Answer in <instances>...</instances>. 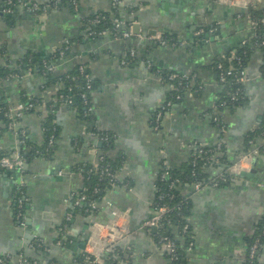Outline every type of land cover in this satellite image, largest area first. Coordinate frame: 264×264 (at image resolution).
<instances>
[{
  "label": "crops",
  "instance_id": "crops-1",
  "mask_svg": "<svg viewBox=\"0 0 264 264\" xmlns=\"http://www.w3.org/2000/svg\"><path fill=\"white\" fill-rule=\"evenodd\" d=\"M31 1L44 5L53 0ZM77 1L79 14L64 7L35 19L18 7L12 18H0V69L20 64L29 52L51 55L66 42L81 39L83 18L112 10L111 0ZM3 2L0 0V8ZM258 5L264 9V0ZM236 11L239 10L223 7L213 0H122L119 16L133 27L138 24L143 36L164 34L177 43L185 42V46L162 47L149 40L109 36L98 40L82 38L75 43L83 54L61 61L59 70L65 73L77 60L86 62L96 84L92 94L94 122L78 117L61 100V84H48L43 75L32 73L0 83V103L5 108L39 102L18 122L17 130H9L6 119L0 115V157L10 156L19 149L21 130L32 143L44 146L45 121L52 117L58 129L51 157L30 161L21 178L15 175L17 172L0 170V256H9L13 264H18L22 256L33 258L38 264L49 260L58 264H88L80 260L85 251H102L101 242L87 241L100 232L95 224L110 225L111 212L117 210L128 213L117 223L126 226L129 233L118 243L122 255L119 254L116 263L170 264L167 251L160 249L143 228L152 214L156 176L163 165L178 168L189 164L192 143L214 147L222 139L231 180L217 189L198 192L192 187L183 189L192 202L188 219L192 241L183 249L187 264H245L247 243L264 218V154L252 160L248 171L233 173L231 166L248 151L259 148L262 142L257 139L253 146H247L246 142L248 134L257 130L264 118L260 53H253L247 64L250 81L244 86L246 103L221 112L226 132L221 134L213 121L220 100L213 64L223 55L233 53L250 35L247 24L236 19ZM212 25L219 26V39L200 44L195 32ZM130 50L136 52V62L123 65L122 60ZM149 63L164 73L196 75L195 88L185 91L182 100L164 114L159 131L153 130L151 122L169 99L171 89L148 68ZM93 128L113 135L112 147L106 155L114 163L123 159L121 169L116 172L117 180L130 184L128 188L115 186L97 212L85 210L77 203L76 197L85 186L82 175L73 172L77 165L98 163L100 152L90 134ZM79 137L85 142L77 149L74 139ZM224 170L225 167L218 166L207 172L216 177ZM20 181L24 182L29 200L30 221L25 227L12 217V197ZM62 227L65 233H61ZM61 234L63 242L58 246L56 242ZM39 239L50 248V253L35 249L33 244ZM84 242L86 245L81 248ZM260 255L264 259V248Z\"/></svg>",
  "mask_w": 264,
  "mask_h": 264
},
{
  "label": "built area",
  "instance_id": "built-area-1",
  "mask_svg": "<svg viewBox=\"0 0 264 264\" xmlns=\"http://www.w3.org/2000/svg\"><path fill=\"white\" fill-rule=\"evenodd\" d=\"M217 4H220L223 7L230 8V9H237L239 10L236 13V19L243 21L247 24L248 30L250 32V35L247 39H245L240 45L239 48L245 47L246 45L250 44L253 53H260L262 55V64H264V35H261L258 33V29L260 27L264 28V16L261 17H255V16H249L247 15L248 10L251 7L259 6L258 3L260 0H214ZM14 0H4L3 2V14H12L13 13V7L16 6L24 8L29 16L34 17L37 19L42 14L49 13L50 9H57V3L53 2L52 4H44L40 5L34 1L31 0H16V4H14ZM122 3V0H111V8L115 9V11L118 12L120 5ZM72 5L77 9V3L75 1L72 2ZM112 21H113V29L112 34L116 39H128V38H137L139 40H149L151 43L158 44L162 47L166 46H175V47H182L185 46V42H174L171 43V41L167 38H165L162 34H155L153 36H143L140 32H135L134 28L131 23L126 22L121 16H115L112 14ZM93 23H98L99 21L93 20ZM219 32V26L218 25H212L210 27H202L199 28L195 32L196 39L201 43L204 42V44H208L211 42V38L217 35ZM88 33L90 36H102L106 37L109 36L111 33L103 30L100 32H96L91 27L88 28ZM254 39L253 42L251 40ZM73 45L70 42H66L65 45L61 46L59 56L60 59L64 58L65 52L67 50H70ZM237 49L234 50L233 53H231V56L229 57V64L226 66L224 61L226 59V55H223L220 60L216 63L215 70L217 75L218 84H225L228 83V81L232 80L237 85L245 86L249 81L250 78L247 73V66L241 67L240 69L237 68L238 66H242V60L237 55ZM136 58V52L134 50H130L126 57L122 60L123 65H128ZM261 64V65H262ZM148 68H152V65L149 63ZM44 67L47 69V72H52L54 70V66H48L47 63H44ZM85 68L83 66H80V72L81 74L87 78V83L85 85V89L90 90L91 89V79L89 76L84 75ZM156 74L162 77L161 70H156ZM28 76L32 75V71L29 70L27 72ZM18 75H15V78H17ZM13 78V77H12ZM163 78V77H162ZM196 75L195 74H186V73H169L166 75V80L168 82H172V84H169L170 89H175L177 91H181L182 89L188 91L190 89V85L192 84V80H195ZM72 80H76V77H72ZM62 86V85H61ZM183 90V91H184ZM178 92V94H173L170 96L168 100H166L158 109V111L155 113L154 118L151 122V126L153 130L159 131L161 129V123L162 118L164 114L170 112L172 108L175 105V101L182 99V95ZM61 100L71 106L72 105V97L68 96L67 98L61 96ZM230 101L235 102L239 100V89L235 93H232L229 95ZM80 99L82 104L87 107V111H85V114L93 111V107L89 106V99L86 92L81 93ZM38 100L35 102H29L27 104H18L16 106H10L8 108H5L4 111L0 112L4 118L6 119L7 123L6 126L9 130H17L18 122L23 118L24 115L34 110L35 106L37 105ZM227 103L225 101H218V104L216 105V109L214 111L213 121L218 126L220 133L224 134L227 130V126L222 120V109L221 107L226 106ZM260 126L258 127V129ZM262 134L257 139H261V145L259 148H256L254 150L248 151L240 160L237 162L234 166H231V170L233 173H240L242 171H248L251 167L252 160L259 156L260 154H264V125L261 127ZM18 135L20 137L19 146L25 144V137L26 132L21 130L18 132ZM92 137H95L94 134H91ZM108 137L101 138V141H108ZM257 140H251L249 141V145L253 146L256 143ZM52 144V140H51ZM191 149V164L193 167L197 166L199 161L205 159V165L207 167L206 170L209 168H212L214 164L219 163V158L224 156L225 154V145L223 143V140H219V142L215 145L214 149H208L207 146L199 143L194 142L190 146ZM97 150V149H96ZM97 152H100L98 163L104 162V156H106V152H102L97 150ZM208 154H211L208 156ZM208 156V157H207ZM26 164L27 161L25 157L21 154L19 149L14 152L10 156H1L0 157V170H9L13 172L22 174L26 171ZM163 173L161 174V179L166 180L170 178V171H168L169 167H165ZM230 167L224 170V172L216 177H213L209 179L207 184H204L202 182L197 181L193 186L192 189L195 192H198L200 190H203L205 188L210 189H217L219 188V185L222 183H228V177L231 176V173L229 171ZM102 176H106L110 178L115 186H117V173L113 174L110 170V166L106 165L103 167L102 170ZM21 178V177H20ZM176 182L177 180H173L171 182L170 188H176ZM25 186L24 182L20 181L18 188H17V197L15 198V204L18 208V214L17 219L19 220V225L22 227H25L28 221L27 214L22 213V208L24 204H26L29 200L26 195V191H24ZM168 198H171L170 194H160L157 197L158 202H163L155 207L152 208V214L149 219H147L143 223V228L146 232H148L149 235L152 236L155 244L160 248L167 251V256L169 259L170 264H175L176 261L180 258V253L178 250L177 244L170 239L169 237H166L162 234V231L165 230L166 226L171 227L173 232H178L177 228L175 226L170 225L168 220V215L171 211V208L166 204V200ZM86 200V196L81 194V197L77 201L83 202ZM12 205V203H11ZM100 209V203L99 202H92L89 204V210L92 212H97ZM111 216L113 217L112 223L108 226H101L99 224H95V228H98L100 230L99 234L96 236H92L88 238V242L97 240L101 242L102 244V251L100 253H86L84 252V262L88 264H107V261L109 258H115L111 257V254L115 252L116 248L118 247V243L129 233L128 228L126 226L120 227L117 223V220L120 217H127V212H118L117 210H112ZM69 219V218H68ZM189 223V222H188ZM93 227V225H92ZM155 231L161 232L157 239L154 237ZM63 229L61 228L60 231ZM190 228L188 224H186L181 232L183 234H188ZM261 234L264 235V225L261 228ZM61 241L58 240L56 242V245L61 246ZM191 245V242L189 243ZM36 246H43L45 253H50V248L45 245V243L42 240H38L33 244ZM264 248V243L260 241V239L256 238L248 247H247V257H246V264H264V259L261 257V251ZM119 257V256H118ZM117 257V258H118ZM115 259V262H111L110 264H117L116 261L118 259ZM0 264H4L3 261L0 260ZM18 264H28L26 262V257L22 256L19 260ZM30 264H38L37 262L30 263Z\"/></svg>",
  "mask_w": 264,
  "mask_h": 264
},
{
  "label": "trees",
  "instance_id": "trees-1",
  "mask_svg": "<svg viewBox=\"0 0 264 264\" xmlns=\"http://www.w3.org/2000/svg\"><path fill=\"white\" fill-rule=\"evenodd\" d=\"M75 1L77 3V9L72 5V2ZM214 1V0H213ZM14 4H16V0H14ZM53 2L57 3V9H53L51 8L49 12L51 11H58L61 10L64 7H68V9L70 11H72L75 14H79L80 12V7L78 5V1L77 0H53L51 2H49L48 4H52ZM3 10V5L1 7V15L0 17L2 19H4L7 15L10 14H3L2 12ZM17 13V7L14 6L13 7V13L11 15H14ZM112 14L115 16H119V13L117 11H115V9H112L110 13H104V14H97L91 17H87V18H83L82 22L84 25V35L81 37L86 39L89 38L90 40H98L103 38L102 36H90L88 33V28L91 27L93 30H95L96 32H100V31H107L109 33H111L109 35V37L111 38H115L114 35L112 34V29L114 27L113 25V21H112ZM247 15L249 16H255V17H261L264 16V9L259 8V6L256 7H251L248 12ZM8 19L12 18V17H7ZM93 20H97L99 21L98 23H93ZM258 33L261 35H264V28L260 27L258 29ZM165 38L169 39L171 41V43L176 42L174 39H172L170 36L168 35H164L162 34ZM78 39L77 41H69L71 44L72 43H77L78 41L81 40ZM217 39H219L218 35H215L214 37L211 38L212 41H217ZM254 39L251 40V42H253ZM72 44V45H74ZM75 44V48L73 49V47H71L70 50H67L65 52L64 58L60 59L59 56V52L60 49L56 50L54 53H52L51 55H41V54H37L35 52H29L24 58H22V61L17 62L16 65L14 66H8L7 68H3L0 69V83L4 82L6 80L9 79H19L20 77L24 76L27 74V72L29 70L32 71L33 74H40L43 75L45 77V79L47 80L48 84L51 83H55V84H61L63 89L60 91V95L67 98L68 96L72 97V109H74L78 115V117H80L81 119H84L85 121L88 122H94L95 120V106L92 100V94L95 92L96 90V84L93 80V78L91 77V75L88 72L87 69V64L86 62H81L80 60L76 61V64L74 65V67H72L69 71L65 72V73H61V71L59 70V64L61 61L65 60L66 58H69L71 56H79L83 54V51L81 50L80 46ZM65 45V44H64ZM239 48V47H238ZM236 48L237 51V55L239 58H241L242 60V66H238L237 68L240 69L241 67H245L247 66L251 55H252V49H251V45L248 44L245 47L243 46L242 48L238 49ZM82 52V53H81ZM231 56V53L226 54V59L224 61L225 65L227 66L229 64V57ZM220 59H218L217 61H215V63L213 64V70L216 73L215 70V66L216 63L219 61ZM47 63L48 66H54V70L52 72H47V69L44 67V63ZM81 62V63H80ZM136 61L135 59L129 63L128 65H132L134 64ZM80 66H83L85 68L84 71V75L89 76V78L91 79V89L87 90L85 89V85L87 83V78H85L81 72H80ZM152 70L155 72L156 70H160L159 68H155L154 66H152ZM172 73V72H169ZM169 73H163L162 77L163 80L166 81V83L168 84H172V82H168L166 80V75ZM175 73H179L181 74V72H175ZM260 74L262 77H264V64L261 65L260 67ZM15 75H18L17 78H15ZM76 77V80H72V77ZM13 77V78H12ZM21 79V78H20ZM196 80H192V84L190 85L192 88L195 86L193 85L194 82ZM193 85V86H192ZM220 86V100L221 101H225V102H230L227 103L226 106L221 107V109L224 110H234L235 108L242 106L246 103L247 99L245 98V92H244V87L237 85L234 81L230 80L228 81V83L225 84H219ZM190 87V88H191ZM237 89H239V100L232 102L230 101L229 95L232 93H235L237 91ZM182 89L180 91L182 98H183V94L186 90ZM177 90L175 89H171L170 94H169V98L170 96H172L173 94H178ZM86 92L88 95V99H89V106L93 107V111L88 113L87 115L85 114V111H87V107H85L80 99V95L81 93ZM182 99L175 101V103L180 102ZM39 103V102H38ZM24 104H27V102H25ZM56 105L55 102L52 104V108L53 106ZM5 109V105L3 103H0V112L4 111ZM0 115H2L0 113ZM154 118V117H153ZM153 120V119H152ZM7 123V121H6ZM262 125H264V118L263 121L261 122V124L259 125L260 128L250 132L246 138V142H247V146L249 145V141L251 140H257L258 137H260V135L262 134ZM44 135H45V144L44 146H37L34 143H32L28 136L26 135L25 139V144L19 146V151L21 152V154L25 157L27 163H29L30 161L34 160L36 157H44V158H48L51 157L54 153V147L55 144L57 142L58 139V129L56 127L55 124H53V120L52 117H49L45 123H44ZM90 134H94L95 137H93V141L92 143L95 145L96 149L102 152H107L108 150L111 149L112 144H113V135L108 133V132H103L98 130L97 128H93L90 132ZM104 137H108V141H101V138ZM51 140H52V144H51ZM84 140L79 138L74 139V144L76 146L77 149H79L81 146L84 145ZM215 147V146H214ZM214 147H208V149H214ZM211 154H208V156H210ZM207 156V157H208ZM121 164H123V159L119 162V163H114L112 162L108 156H104V162L102 163H97L95 165H91V164H80L77 165L76 167L73 168V172L79 173L80 175H82L83 180H84V186L85 188L82 190V192L76 197L77 200H79V198L82 195L86 196V200L81 202L79 201V203H81L83 205V208L86 210H89V204L92 202H99L101 203L102 201H104L106 199V195L108 192H110L111 190L114 189V183L113 181L106 177V176H102V170L103 167L106 165L110 166V170L113 174H115L117 171H119L121 169ZM225 167V169L229 168V164L227 162V157L226 155L222 156L219 158V163L214 164L213 167ZM166 165H163L161 167V170L158 172L156 179H155V198L154 201L152 202V208L163 203V202H158L157 201V197L160 194H170L171 198H168L166 200V204L171 208V211L168 215V220L170 225L175 226L178 230V232H173L172 228L169 226H166L165 230L162 231V234L166 237H169L170 239H172L178 246V250L180 253V258L178 259V261L175 262V264H187V259L185 258V250L183 249V246H186L187 244H189L192 239H191V227L190 224L188 223V219L191 215V208H192V202H191V198L190 196L186 195L183 191V189L185 187H192L197 181L202 182L204 184H207L209 179L213 178L210 176V174H208L207 172V167L205 165V159L199 161L198 165L193 167V165L191 164V160L189 162V164H186L185 166L182 167H178V168H169L168 171H170V178L166 179V180H162L161 179V174L163 173V171L167 168H165ZM173 180H177L176 182V188H170L171 182ZM231 180V176L228 177V181ZM229 183H222L219 185V188L221 187H225L227 186ZM117 186L119 187H130L129 182H117ZM24 191H26V189H24ZM17 197V189L15 190L13 197H12V217L14 219V221L19 225V220L17 219V214H18V208L17 205L15 204V198ZM75 198V199H76ZM29 201L24 204L23 208H22V213H26L28 212V204ZM90 211V210H89ZM70 221L67 220L66 224L69 225ZM188 224L190 230L188 234H183L181 232L182 228ZM264 225V218L261 220L259 226H258V230L256 231L255 236L250 239L247 243V247L256 239H260V241L262 243H264V235L261 234V228ZM62 231L61 233H65L66 229H64V227H62ZM161 232H154V237L155 239L158 238L159 234ZM62 234L61 236H59V240L62 241ZM43 246H36L35 249L41 253H43ZM122 251L120 250L119 247L116 248L115 252H113L111 254V257H115V258H109V260L107 261V264H110L111 262H115V259L121 254ZM48 255V254H47ZM168 257V256H167ZM0 260L4 262V264H13L10 257L9 256H0ZM80 260L82 262H84V256L80 257ZM26 262L28 264L30 263H34L37 262L35 259L30 258V257H26ZM44 264H58L57 261L55 260H49L44 262ZM246 264V262H245Z\"/></svg>",
  "mask_w": 264,
  "mask_h": 264
},
{
  "label": "water",
  "instance_id": "water-1",
  "mask_svg": "<svg viewBox=\"0 0 264 264\" xmlns=\"http://www.w3.org/2000/svg\"><path fill=\"white\" fill-rule=\"evenodd\" d=\"M0 15H1V8H0ZM12 16H13V15L10 14V15H7L5 18L8 19L7 17L10 18V17H12ZM0 18H1V17H0ZM133 28H134V31H135V32H139V25H138V24H135ZM217 35L219 36V32H218ZM211 42H212V40H211ZM200 44H204V42H201ZM27 168H28V163L26 164V169H27ZM15 175H16L17 177H20V176H21L20 173H15ZM241 175H242V176H246L245 173H241ZM28 221H30V220H28ZM152 232H156L155 229H153ZM85 245H86V243L84 242V243H83V246H82L81 248H84ZM69 248H70V246H69Z\"/></svg>",
  "mask_w": 264,
  "mask_h": 264
}]
</instances>
